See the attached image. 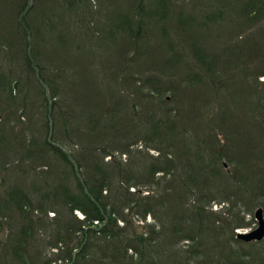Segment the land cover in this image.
<instances>
[{"label": "rangeland", "instance_id": "obj_1", "mask_svg": "<svg viewBox=\"0 0 264 264\" xmlns=\"http://www.w3.org/2000/svg\"><path fill=\"white\" fill-rule=\"evenodd\" d=\"M21 1L0 0V255L23 226L28 253L10 263L4 255L0 264H69L49 246L61 205L51 198L30 213L31 224L10 199L17 188L37 207L42 194L72 184L46 140L73 160L93 148L135 170L161 152L178 172L169 208L178 205V215L200 229L179 241L180 259L264 264V239L247 243L236 234L256 228L255 210L264 208V55L254 50L264 51V0H26L36 6L28 18L39 31L30 67L31 46L25 50L14 18ZM141 2L143 28L132 38L119 18L132 16L136 32ZM194 44L215 56L216 69L200 68ZM191 175L198 187L188 186ZM199 204L208 219L190 212ZM130 218L131 231L155 222Z\"/></svg>", "mask_w": 264, "mask_h": 264}, {"label": "trees", "instance_id": "obj_2", "mask_svg": "<svg viewBox=\"0 0 264 264\" xmlns=\"http://www.w3.org/2000/svg\"><path fill=\"white\" fill-rule=\"evenodd\" d=\"M21 2L14 18L18 23L25 50L28 49L27 46H31L30 53L26 52L25 56L30 67L34 64L32 47L36 43V34H39V31L32 27L28 14L36 6L34 4L28 7L26 0ZM252 2L254 0H247L246 3L250 6ZM142 5L143 2L138 4L135 11L138 19L136 32L133 28L132 16L128 14L119 16L118 27L122 32H128L132 38L137 36L143 28V19H140V12H137L142 9ZM260 48L262 46L255 44V53L264 55V51ZM193 52L201 69H205V67L208 71L216 69L215 56L206 55L195 44ZM259 74L264 76V65ZM157 93L160 92L157 91ZM156 127L154 126L153 130ZM169 130L173 131V127ZM154 131L158 133V131ZM45 145L50 146L51 151L57 156V160L66 167L67 174H71L72 184L70 186L59 184L58 190L60 191L53 196L49 193L42 194L37 207L32 206V200L27 191L17 188L11 191L10 199L15 202L17 210L22 211L31 224L33 221L30 220V213L35 209L37 212L43 211L46 203H51V198L54 199L52 204L61 205L56 217L58 222L56 239L49 244L50 247L58 249L55 259L63 260L69 264H167L168 261L172 262L175 258L188 264L189 257H183L182 254L180 259L181 250L178 248L176 250V247L184 237L194 240V235L200 229L196 228L194 221H185L178 215V205L177 208H169L170 196L174 195L175 191L170 192L168 188L173 190L176 187L177 189L179 184L175 162L171 164L172 160L168 161L166 155L160 152L157 157H153V162H150L144 170H135L128 163H122L116 158H112L110 162L104 161L105 155L108 153L106 152L100 157L98 152L90 153L95 150L93 148H89L88 155L82 154L81 160L74 156L75 160H73L71 155L63 151L60 146L47 140ZM149 147L152 148V146H146V148ZM155 148L160 151V148ZM216 156L220 160L222 153L218 151ZM84 166L86 172L82 170ZM199 172V170L195 171L194 175L200 176ZM194 177L191 175L189 179L187 178L190 184L188 186L191 188L198 187L199 181ZM168 182H170V187H168ZM259 185L263 186L264 182ZM140 188L146 189L149 193L141 197L139 195ZM201 194L205 195L202 192ZM60 195H63V198H60ZM211 199L212 197L207 200ZM202 200L204 199L202 198ZM42 201L44 202L42 203ZM76 210L82 212L83 218L76 216ZM197 210L200 212H195ZM204 210L205 206L199 204L198 208L196 205L193 206L190 212L197 213L199 217L197 219L203 221L209 218ZM131 215H138L144 221L148 216H151L155 222L144 223L146 231H131L129 228ZM119 221L123 222L122 226ZM201 225L203 226L202 222ZM239 225L241 224H236V226ZM24 235H28V232L23 226L21 233L10 238L12 241L6 243V249L0 257L4 258L5 255V261L8 263H10L8 258L24 261L28 253L24 248ZM175 250L176 254H171V251ZM234 264L236 263L234 262Z\"/></svg>", "mask_w": 264, "mask_h": 264}, {"label": "water", "instance_id": "obj_3", "mask_svg": "<svg viewBox=\"0 0 264 264\" xmlns=\"http://www.w3.org/2000/svg\"><path fill=\"white\" fill-rule=\"evenodd\" d=\"M1 120V115H0ZM255 217L258 220V226L250 232H240L237 236L245 241L261 240L264 237V210L258 207L255 211Z\"/></svg>", "mask_w": 264, "mask_h": 264}]
</instances>
